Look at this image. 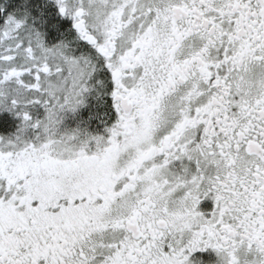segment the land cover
I'll list each match as a JSON object with an SVG mask.
<instances>
[{
  "label": "snow or ice",
  "instance_id": "snow-or-ice-1",
  "mask_svg": "<svg viewBox=\"0 0 264 264\" xmlns=\"http://www.w3.org/2000/svg\"><path fill=\"white\" fill-rule=\"evenodd\" d=\"M0 264H264V0H0Z\"/></svg>",
  "mask_w": 264,
  "mask_h": 264
}]
</instances>
